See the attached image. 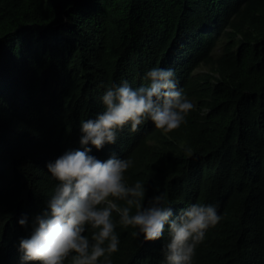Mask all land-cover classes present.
I'll return each instance as SVG.
<instances>
[{"label": "trees", "instance_id": "obj_1", "mask_svg": "<svg viewBox=\"0 0 264 264\" xmlns=\"http://www.w3.org/2000/svg\"><path fill=\"white\" fill-rule=\"evenodd\" d=\"M152 66L173 68L196 108L91 153L131 157L128 182L148 178L146 198L163 192L174 211L218 204L194 264H264V0H0V264H19L18 219L46 206V162L82 147L106 85L138 86ZM116 230L113 264H161L166 233Z\"/></svg>", "mask_w": 264, "mask_h": 264}, {"label": "clouds", "instance_id": "obj_2", "mask_svg": "<svg viewBox=\"0 0 264 264\" xmlns=\"http://www.w3.org/2000/svg\"><path fill=\"white\" fill-rule=\"evenodd\" d=\"M142 81L135 87L127 79L106 85L99 96L102 110L79 121L82 147L46 162L55 183L46 206L31 221L25 214L18 219L21 226L30 224V234L18 241L19 264H113L118 225L130 227L141 243L166 233L161 264H194L197 247L222 219L218 204L191 202L174 211L163 192L146 198L148 178L128 182L131 157L113 153L101 160L91 153L90 146L99 150L114 144L123 129L136 133L148 121L168 133L196 108L173 68L152 66ZM184 151L191 154L192 149L185 146Z\"/></svg>", "mask_w": 264, "mask_h": 264}, {"label": "rangeland", "instance_id": "obj_3", "mask_svg": "<svg viewBox=\"0 0 264 264\" xmlns=\"http://www.w3.org/2000/svg\"><path fill=\"white\" fill-rule=\"evenodd\" d=\"M219 49H220V47L216 48L215 53H218ZM204 71H206V69H202V70L200 69V70H198V72L196 71V73L204 72Z\"/></svg>", "mask_w": 264, "mask_h": 264}]
</instances>
